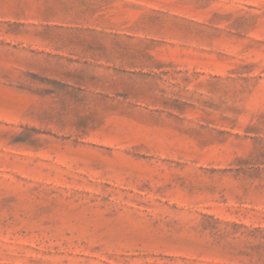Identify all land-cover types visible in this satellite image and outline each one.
Listing matches in <instances>:
<instances>
[{
  "label": "rangeland",
  "instance_id": "374dc122",
  "mask_svg": "<svg viewBox=\"0 0 264 264\" xmlns=\"http://www.w3.org/2000/svg\"><path fill=\"white\" fill-rule=\"evenodd\" d=\"M0 264H264V0H0Z\"/></svg>",
  "mask_w": 264,
  "mask_h": 264
}]
</instances>
